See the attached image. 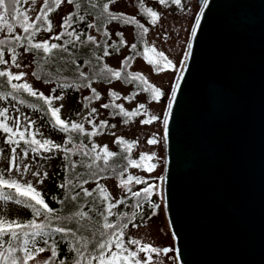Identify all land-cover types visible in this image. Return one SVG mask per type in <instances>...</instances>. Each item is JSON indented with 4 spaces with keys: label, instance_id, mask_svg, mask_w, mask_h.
Segmentation results:
<instances>
[{
    "label": "water",
    "instance_id": "water-1",
    "mask_svg": "<svg viewBox=\"0 0 264 264\" xmlns=\"http://www.w3.org/2000/svg\"><path fill=\"white\" fill-rule=\"evenodd\" d=\"M197 3L160 182L176 260L264 264V0Z\"/></svg>",
    "mask_w": 264,
    "mask_h": 264
},
{
    "label": "snow or ice",
    "instance_id": "snow-or-ice-1",
    "mask_svg": "<svg viewBox=\"0 0 264 264\" xmlns=\"http://www.w3.org/2000/svg\"><path fill=\"white\" fill-rule=\"evenodd\" d=\"M29 0H0V33H4L3 38H0V65H7L9 68L14 66L19 69L21 64L18 62L17 47L23 49L24 51H30L35 49L37 51L42 50L45 54H49L44 57L45 60L54 59L56 53L53 50H61L63 52H68L69 49L60 44L52 43L49 44L47 41L44 43H33V37L37 31H39V26L33 22H30L31 18L27 12L21 9V3H28ZM35 3V0H32ZM63 0H44V7L41 9L44 15L36 16L37 21L47 25L46 30H51V22L48 18V13L52 12L55 8H58L62 4ZM72 3L73 0H68ZM116 0H88L92 9L99 8V15L97 20L101 17L104 20L111 22L113 20H124L126 24H138V26L143 30V33L148 31L143 24H139L134 16L124 17V14H115L110 10V5L115 3ZM161 6H166L169 4L175 5L182 9V0H157ZM144 0H139V4L143 6ZM76 7H80L79 4ZM144 12L148 15L153 24L159 22L160 14L158 11L153 10L152 7H144ZM83 19V17H81ZM71 17L65 19V24L70 26L69 21ZM19 26L22 28L23 32L26 34L24 37L20 35H15V27ZM89 28L97 27L96 24H88ZM200 27L199 17L195 18V26L191 30V37L195 38L197 29ZM99 31V28H97ZM143 33L141 34V39H143ZM69 37H73V32L66 33ZM106 36L107 32L104 33ZM61 35H64L62 33ZM75 35V39L79 40L80 36ZM60 36H56V40H60ZM26 41V43L22 42ZM72 40L66 41L65 43H72ZM91 42L96 44L95 37L88 36L87 41H81V43ZM99 46V45H97ZM132 49H136V45L133 44ZM192 44L189 42L186 44L184 55L182 61L174 63L173 60L169 59L163 51H157L154 47H145L144 53L145 58L149 60L150 64L154 65L155 71L157 73L164 72L165 70H172L174 73L179 74V79H183V73L187 70L184 61L188 59L191 55ZM151 52L152 57H147V53ZM10 54V62L5 58V54ZM104 56H108L109 52L105 49ZM102 57L97 56L96 60L100 61ZM72 64H76L73 60ZM88 63V62H86ZM128 67L127 64L123 65L120 70H115L109 67L107 64H103L99 67V70L95 72L94 78H102L109 82L113 78L120 80L123 78L126 82H138L141 86V91L150 93L153 100L159 102L164 96V93L159 87H156L148 82V80L139 72L133 73L126 71ZM81 65L76 64V71L79 73L77 79L80 81L77 84L76 81L62 82L60 87L62 88H72L74 86H84V82L91 79L87 73L80 70ZM59 71V69L57 70ZM24 73H14L8 70H0V78H6L7 85L11 86L12 91L8 93L13 100L19 104H23L24 100L20 98L21 93H27L31 97L43 101V105H46L47 112L51 114L53 120L55 121L58 130L64 133L70 131H75L77 133L84 132V126L76 122H66L60 118V107L53 106V97L45 96L43 93H37L33 90L32 86L27 82L14 83V81H21L23 79ZM35 75V73H33ZM179 81L176 82L178 87ZM90 86V85H88ZM95 93V89H92ZM114 98H118L116 93H112ZM0 96V99H3ZM57 100H62V96L55 97ZM127 99V97H125ZM170 99H174V96ZM35 110H43V108L36 109V106H32ZM103 107H108V105H103ZM115 107L120 108L124 117L131 119L138 115L147 116V119L141 120L143 124H150L154 121L161 120L164 128V133L161 139L165 142L168 139V117L171 115L170 111H166L163 118L158 115L149 114L144 103H140L135 111H124L122 105H115ZM167 109L172 108V104L169 103ZM143 110V111H142ZM19 111V109H17ZM93 112L95 109L92 110ZM0 131L6 134L5 143L14 145L11 148L14 154L11 157L9 165L5 171H0V201L5 203L13 202L17 205H24L31 212V218L22 221L18 219H10L2 212H0V264H30V261L35 259V257L46 251L50 252V257L43 264H55L58 259L57 247L49 243V239L53 235H59L62 238L69 240L70 247L74 253L75 259L73 264H158V262L153 260V254L160 255L161 253H168L171 251L170 248L163 247L157 248L148 243H142L139 239H130L128 241L129 245L134 246L135 250H130L129 247L125 245L124 242V230L128 227L135 218V212L129 216L127 213H119L120 223H113L109 221V216L117 215L113 213L112 209L117 207V203H109L103 212L100 213L102 221L94 220L90 215L91 209L85 211L87 205H78L74 211H70L67 215H59L56 210L49 206L46 202L45 196L42 192L38 190L37 185H42L44 181L48 178L47 172H41L39 170H33L30 163H25L28 158L29 153H33L37 156L45 152H52L53 150H61V145L54 143L50 139H36L35 134L31 133L30 129L35 121H28L27 125L21 123V116L17 115L12 117L9 115V109L3 108L0 110ZM27 119V118H25ZM11 122V126L9 124ZM42 136V134H40ZM89 135H95V133H89ZM21 141H23L25 147L21 148L22 155H19L18 161L17 148H20ZM160 140L153 136L147 140L149 145H157ZM67 143L72 144L73 138L68 137ZM120 143L125 144V150L131 152L132 148L135 146L136 141L125 142L123 140ZM77 152L88 158L85 162L86 167L89 169L93 166L101 167L97 165V161L102 160L103 165L107 166L109 163V158L114 157L116 154L109 151L107 147L102 149V155L97 153L96 145L93 144L91 148L87 145L80 143L75 144ZM66 153L71 151V149H63ZM156 154H141L140 159L132 160L128 159V163L134 167H140L146 171H154L157 168L156 163H151V161L156 160ZM76 167V162L71 165L74 171ZM15 170L16 176L12 175V171ZM103 170V169H101ZM31 172L34 180H25L24 177L27 173ZM156 179L163 181L164 177L160 176ZM135 181L136 184L144 183L147 181L140 177L128 176L126 181H123L124 185ZM87 181H83L78 187L83 191L85 197H91L92 192L83 188V184ZM72 184L71 180H66L64 184L60 187L67 188L68 185ZM98 187H100L98 185ZM7 189L8 191H5ZM154 189L158 190L159 185L151 184L142 189V191L132 192V196L138 198L135 207H140L141 201L139 198L143 197L148 199L153 195ZM129 191H131L129 189ZM101 195L105 200H108L107 194L101 188ZM79 193L75 195H70L68 198L71 201H76ZM63 203V201H60ZM118 203H124V201H119ZM158 207V205H154ZM102 229V230H101ZM7 238V239H6ZM43 242V246H37L40 242ZM19 253V255H18ZM143 253L144 256L141 257L140 254ZM58 264H66L63 259H59Z\"/></svg>",
    "mask_w": 264,
    "mask_h": 264
},
{
    "label": "trees",
    "instance_id": "trees-1",
    "mask_svg": "<svg viewBox=\"0 0 264 264\" xmlns=\"http://www.w3.org/2000/svg\"><path fill=\"white\" fill-rule=\"evenodd\" d=\"M121 1L122 0H116L115 3L111 4L110 10L113 11L115 14L122 13L124 14V17L134 16L139 22V24H143L144 27L148 29L146 33H143V30L138 26V24H126L124 23L123 19L108 22L104 20L103 17H101L100 20H97V16L99 15V8L92 9L90 4L88 3V0H73L72 3H69L68 0H65V2L69 5L70 9L61 19L59 28L55 29L52 16L54 13H56L60 6L58 8H55L52 12L48 13V18L51 22V30H46L47 25L35 19V17L38 15H44V12L41 11V9L44 7L43 0L35 16L32 18L29 16L31 18L30 22H33L39 26V31L35 33L32 42L44 43L45 41H47L49 44L56 43L66 46L69 51L63 52L59 49L53 50L56 55L54 59L50 60L44 59V57L49 54H45L42 50L37 51L35 49H32L30 51H24L23 49L17 47V52L23 51L26 54L30 55L32 75L33 73H35V75L33 76L36 80L46 85H52L53 90L61 95H77L80 91L87 92V94L84 95L83 99L86 104H91L92 102L97 101L101 98L100 91L95 87V85L98 84L110 85L115 82L122 83L123 85L129 88L128 95L125 96L127 97V101H131L137 95H142L144 97L145 102H139L133 107L128 108L116 101L117 98H114L112 95V93L115 92H108L109 99L105 100L102 104V107L103 105H108V107H103L106 112V119L102 118L99 121L89 120L85 123L74 120H68L59 113L60 118L62 120L66 122L80 123L84 126L83 133H77L75 131L64 133L58 130V127L56 126L51 114L47 112L46 105H43V101L31 97L27 93L20 94V98L24 100V103L21 105L24 106L26 109H29L31 113L35 114L36 117L39 119L40 123L43 124V126L47 130L57 133L62 137V140L66 142V145L62 146L60 150L58 168L53 177L51 186L47 191L42 192V195L45 196L46 202L49 204L50 207L55 209L57 214L59 215H67L70 211H74L78 205L86 204L87 207H85L84 210L88 211L89 209H91L90 215L93 217L94 220L98 221H102L100 213L104 211V209L109 203H117V207L112 209L113 213L117 215L109 216V221L113 223L121 222L118 215L119 213H127L129 216H131V214L135 212L136 215L134 220L129 223L128 227L124 230V242L127 246L128 240L126 237V233L130 230L142 227L154 220L155 218L159 217L162 212L164 213V205L161 198L154 190L153 195L150 198H139L141 201L140 207H135L138 198L133 197L132 192L142 191L144 187L157 183V181H155V177L149 175L152 171L149 172L143 168L134 167L128 163L129 158L138 161L140 159L141 154L146 153L136 154V143L135 146L132 148L131 152H127L125 150V144L120 143V141L123 140L125 142H133L136 140L133 138L117 136L113 140L112 147H109L106 145L98 144L97 138L107 132L110 119L117 120L122 125H128L137 120L141 121L143 119H147V116L141 115L132 117L131 119L126 118L123 116L120 108L115 107V105H122L124 111L131 112L135 111L140 103H144L147 109L148 102L156 101L153 100L150 93L141 91V86H139L138 82L129 83L126 82L123 78H121L120 80H116L115 78H113L111 82H109L105 79L94 77L95 72L98 71L99 67L103 64H107L109 67L115 70H120L123 65L127 64L128 67L126 68V71L136 73L135 71L131 70L130 67L133 61L137 58L143 60L154 72H156L154 65L149 63V60L145 58V55H142V53H144L145 47H154L148 41L149 32L154 24L151 22L148 15L144 12L143 8L152 7L153 10L158 11L155 5L160 4L157 2V0H144L143 6H141L139 4V0H132L136 11L133 14H129L122 11H118L114 8L115 5H117ZM103 2H106V0H103ZM77 4H79L80 7H76ZM171 6L175 5L169 4L162 7ZM20 7L21 9H23V3H21ZM68 17H71V20L69 21L70 26L65 24V19ZM81 17H83V19H81ZM90 23L96 24L97 27L89 28L88 24ZM97 28H99V31L97 30ZM127 29L131 31L132 39L130 42H128L125 37V30ZM67 32H73L74 36L69 37L66 34ZM105 32L108 33L107 36L104 34ZM42 33L48 34L49 37L40 38V35ZM62 33H64V35H61ZM81 33L83 35L80 36L79 40H76L75 35ZM142 33L143 39H141ZM14 34L20 35L21 37H24L26 35L23 32L22 28H20L18 25L15 27ZM3 35L4 33H0V38H3ZM56 36H60V40H56ZM88 36L95 37L97 43L92 44L91 42H87L82 44L81 41H87ZM69 40H72L73 42L66 44L65 42ZM22 42L26 43V41ZM133 44L137 46L135 50H133L131 47ZM124 48H127V53L121 57L119 66H112L108 60L110 58L120 56ZM105 49L109 52L108 56L103 55ZM155 49L157 51H160L157 48ZM146 55L147 57H152L151 52L147 53ZM97 56L102 57V59L100 61H97ZM5 58L10 60V54L6 53ZM73 60L76 61V64L81 65L80 70L87 73V75L91 79L84 82V86L62 88L60 87V83L62 82L76 81L77 84L80 83V81L77 79L79 73L76 71V64L71 63ZM58 69L59 71H57ZM0 70L8 69L5 65H0ZM14 83H23V81H14ZM93 88L96 90L95 93H93L92 91ZM33 90H35L37 93H42L34 88ZM11 91V86L7 85L6 78H0V96L4 97L1 100L6 105L9 104L11 101H15L11 98L10 95H8V93H10ZM162 92L164 93L163 90ZM117 97L119 98L118 94ZM163 97L161 98V100H163ZM54 101L55 99L53 98V106L55 107ZM33 105L36 106V109L42 107L43 110H35L32 107ZM0 119H2V117H0ZM158 121L162 123L161 120ZM9 124L11 126L10 122ZM30 131L31 133L35 134L36 139H40L37 130L35 129V126H32ZM89 133H95V135H89ZM69 136L73 138L72 144L67 143ZM5 138L6 134L0 131V145H4L6 147H14V145L5 143ZM80 143L87 145L88 148H91V146L95 144L97 146V153L101 155L103 154L102 149L104 147H107L109 151L115 153L116 155L114 157L109 158V163L107 166H104L103 161L99 160L96 163L101 167L93 166V168L89 169L88 167H86L85 164L86 161L90 163V161H88V158L80 155L74 147L75 144ZM20 147H25L23 141H21ZM63 149H71V151H68L66 153ZM73 162H76V167L74 171L71 168ZM151 163H156V161L153 160L151 161ZM143 174L148 175L144 177ZM128 176L140 177L143 180L147 181V183L136 184L135 181H133L129 183L132 185L129 188L131 191L127 189L121 196L117 198H112L109 192L106 190L105 186L103 185V181L106 179H115L120 182H123L127 180ZM66 180H71L72 184L68 185L67 188L60 187V185L64 184ZM83 181H87V183L83 184V188H86L88 191L93 193L91 197H85L82 189L77 186ZM98 185L100 187H98ZM101 188H103L104 192L107 194L109 198L108 200H105L104 197L101 195ZM5 191L8 190L5 189ZM76 193H79L77 200L71 201L68 197L70 195H75ZM60 201H63V203H60ZM119 201H124V203H118ZM154 205H158V207H154ZM22 207L26 209L29 214L26 219L22 220L26 221L31 218V212L29 209L24 207V205H22ZM49 243L57 247L58 259L55 264H58L59 259H63L66 264H73L75 256L70 247L69 240L62 238L59 235H53L49 239ZM37 246L47 247L46 245H43L42 241ZM44 253L47 254V260L48 257H50V252L46 251Z\"/></svg>",
    "mask_w": 264,
    "mask_h": 264
},
{
    "label": "rangeland",
    "instance_id": "rangeland-1",
    "mask_svg": "<svg viewBox=\"0 0 264 264\" xmlns=\"http://www.w3.org/2000/svg\"><path fill=\"white\" fill-rule=\"evenodd\" d=\"M43 0H35V3L29 1L28 3H23V9L32 18L38 12V9ZM160 14L159 22L155 23L148 35V41L155 48L163 51L169 59L173 60L174 63L182 61L186 44L190 42V33L195 24V18H197L200 6L197 0H182V9L177 6L162 7L160 5H155ZM118 11L133 14L136 10L133 5L132 0H122L114 7ZM69 5L63 0L59 9L53 14V22L55 29L59 28V24L63 16L69 11ZM49 35L42 33L40 38H48ZM125 37L128 42L131 41V31L129 29L125 30ZM18 62L21 64L19 69L14 66L6 68L14 73H24L22 81L27 82L32 86V88L42 92L45 95H51L54 99L57 96H62V100L55 99V107H60V114L67 118L68 120H74L79 122H87L89 120L99 121L102 118L106 119V112L102 107L105 100L109 99L108 92H115L119 95L117 102L121 103L125 107H133L139 102H145L142 95H137L131 101H127L125 96L128 95L129 88L120 82H115L110 85H95V87L100 91L101 98L91 104H86L84 102V95L87 92L80 91L77 95H61L53 90L52 85H46L34 78L32 75L31 67V57L23 51H18ZM127 53V48H124L121 55L118 57L110 58L108 61L112 66L118 67L120 64L121 57ZM10 62V60H9ZM131 70L141 73L149 83L159 87L164 91L165 95L163 100L159 102H148L147 110L150 114L164 116L167 111V105L169 98L173 91L175 82L179 74L174 73L172 70H165L164 72H154L143 60L137 58L133 61L131 65ZM3 108L9 109V115L15 117L17 115L21 116V123L27 125L28 121H35V129L40 137V139H50L54 143L62 146L66 145V142L62 140V137L55 132L47 130L43 124L40 123L39 119L35 114L31 113L29 109H26L21 104L16 101H11L9 104H5L0 99V110ZM19 109V111H17ZM95 109L93 112L92 110ZM27 118V119H25ZM11 123V122H10ZM164 133L163 124L158 120L154 123L143 124L141 121L137 120L128 125H122L117 120H109V126L107 132L97 138L98 144L106 145L112 147V143L115 137L121 136L125 138H133L136 140L135 153H155L157 159V168L151 172V176L157 177L162 176L164 171L165 162V147L164 140L161 139ZM42 134V136L40 135ZM153 136H156L160 142L157 145H149L147 140ZM62 140V141H61ZM61 141V142H60ZM12 147H6L0 145V171H5L9 165L11 157L14 155L11 151ZM21 148H17L16 156L17 161L19 155H22ZM59 153L60 150H53L52 152H45L37 156L33 153H29L28 158L25 163H30L33 170H39L41 172H47L48 178L44 181L42 185H37L38 190L41 192L47 191L52 183L53 177L56 173L59 163ZM12 175L16 176L15 170L12 171ZM148 174H143L147 176ZM25 180H34L31 172L27 173L24 177ZM157 181L156 185H159V189L156 190L158 196L162 198V189L160 187V180ZM103 185L109 192L112 198H117L124 194V192L129 189L132 185H124L115 179H106L103 181ZM164 211V210H163ZM0 212L6 215L8 218L23 220L28 217V212L22 207V205H17L13 202H3L0 201ZM127 240L139 239L142 243L151 244L157 248L167 247L171 251L160 255L153 254V260L158 262V264H178L175 255L174 241L171 236L167 219L164 213L148 224L130 230L126 233ZM127 247L130 250H135L134 246L129 245L127 242ZM141 257L144 256L143 253L140 254ZM47 254L41 253L35 257L30 264H43L46 260Z\"/></svg>",
    "mask_w": 264,
    "mask_h": 264
}]
</instances>
